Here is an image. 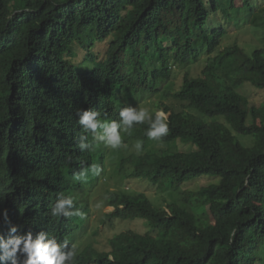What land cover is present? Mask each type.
I'll use <instances>...</instances> for the list:
<instances>
[{
  "label": "trees",
  "instance_id": "16d2710c",
  "mask_svg": "<svg viewBox=\"0 0 264 264\" xmlns=\"http://www.w3.org/2000/svg\"><path fill=\"white\" fill-rule=\"evenodd\" d=\"M236 8L235 0H0V234L16 226L18 235L43 231L70 245L86 236L93 193L104 189L88 186L90 170L76 174L109 168L110 158L91 134L90 147L79 148L77 110L119 123L121 108L132 107L122 99L136 106L159 96L168 125L160 140L197 150L137 154L136 140L151 143L145 122L124 133L118 167L159 192L208 184L182 193L186 209L107 191L115 211L103 224L144 221L148 232L89 245L75 264H264V104L241 92L247 84L264 91V34L252 52L237 41L223 47ZM243 10L259 13L249 27L264 33V7L244 0ZM215 16L217 28L207 29ZM175 68L184 71L179 82ZM61 193L83 218L51 216Z\"/></svg>",
  "mask_w": 264,
  "mask_h": 264
},
{
  "label": "rangeland",
  "instance_id": "374dc122",
  "mask_svg": "<svg viewBox=\"0 0 264 264\" xmlns=\"http://www.w3.org/2000/svg\"><path fill=\"white\" fill-rule=\"evenodd\" d=\"M243 4L244 0H235V5L237 7L236 9H238L237 17H235V20L237 21H233L225 25L229 29L230 35L229 37L225 38L223 47H226L227 45H230L231 43L237 41L241 46L245 47L247 51L252 52L259 46H262V37L264 34L263 27H249V25L255 24L256 17L259 15V13L256 16L247 13L245 10H243ZM254 4L257 8L264 7V0H254ZM257 12H259V10H257ZM218 23V18L217 16H215L210 19L206 27L209 30H214L215 28H217L216 26ZM225 26L219 28L227 29ZM98 50H101V53L104 54L105 46H101ZM201 55L203 58L206 57V55H203V52L201 53ZM80 56L84 57V53H80ZM76 59L78 60L79 58L76 57ZM205 63V59H202L203 66L205 65ZM202 65H196L193 68L194 76H198L200 74L203 69ZM175 71L177 73V76L173 79V81L179 82L180 77L183 75L184 71L182 69L179 70V68H175ZM241 92L245 94L256 107L264 104V91L257 90L253 86L247 84L244 88H242ZM122 101H128L132 104V107L147 108L150 114H153L154 112L158 111V105L161 102V99L159 96H151L150 98L148 97L142 100V102L139 105L137 104L136 106H134L133 103L136 101V99H129L127 97L125 99H122ZM121 134L123 143L126 144L127 147L122 146L118 149H109L104 147L103 142L101 141L102 151L107 154V157L110 158V166L109 168L105 167L104 170L100 171L99 175L91 173L92 179L88 182V186H99L102 187L104 191L100 190L99 192L93 193V198L91 199L92 202L90 204L91 216L87 222V235L81 236L80 238L78 236H75V245L78 249L77 254H79L89 245L98 247L104 245L110 238L128 230H135L143 234H146L148 232L149 228L144 224V221L121 222L115 220L113 221L115 223V227H113V222L106 220L105 226V224H103L104 215L106 213L114 211L113 208L109 207L110 195L106 194L107 191L111 193L115 191L127 190L136 195H145L159 207L161 206L167 208L168 203L176 202L177 205L186 209L187 205H185L184 203H179L180 200L184 197L182 193H184L187 189L194 191L199 189V187H201L202 185L208 184L206 180L195 181L192 184L181 187L179 192H172L171 190H163L159 192L157 186H153L151 182L140 178H129V176L131 175V169L129 167H126V169H124L125 172L122 173L123 170L120 168V166L118 167V161H124L125 153L129 146V142L125 138V134L123 132ZM149 141H151V143L146 144L143 147L142 152L154 153L156 151H162L171 153L176 151L193 152L197 150V147L194 146L192 142L184 143L181 141H175L171 143H165L161 140ZM243 141L246 142V139H244ZM109 150H111V152H109Z\"/></svg>",
  "mask_w": 264,
  "mask_h": 264
},
{
  "label": "clouds",
  "instance_id": "9594fccd",
  "mask_svg": "<svg viewBox=\"0 0 264 264\" xmlns=\"http://www.w3.org/2000/svg\"><path fill=\"white\" fill-rule=\"evenodd\" d=\"M76 115L79 117L78 123L82 126L83 133H85L79 138L78 146L81 150L90 147L85 142L88 140L86 134H91L94 140L102 141L103 146L109 149L127 147L123 143L121 133L131 136L134 126L145 124V122L148 124L145 135L149 140H160L168 133V125L163 111H157L155 115H152L144 107L121 108L119 123L115 120L101 122L98 119L100 113L94 110L78 109ZM98 129L102 131H97ZM133 147L139 154L143 149V141L136 140ZM89 170L93 174L99 175L101 168L98 164H91L90 169L76 174V179L86 177ZM109 207L115 211V208L110 204ZM114 211L106 213L104 218ZM50 213L55 218H83V213L76 206L74 198L63 193L57 196L55 203L51 206ZM3 219L6 223L9 222L7 211L3 213ZM84 228L86 231L87 223ZM17 233L18 228L10 226L7 238L0 234V264H75L76 257H79L83 251L77 254L78 249L75 244L70 245L67 240L60 241L43 231L35 235L32 232L22 235Z\"/></svg>",
  "mask_w": 264,
  "mask_h": 264
}]
</instances>
